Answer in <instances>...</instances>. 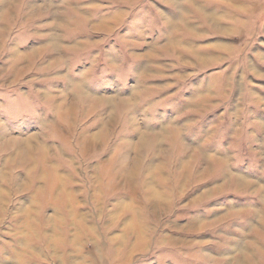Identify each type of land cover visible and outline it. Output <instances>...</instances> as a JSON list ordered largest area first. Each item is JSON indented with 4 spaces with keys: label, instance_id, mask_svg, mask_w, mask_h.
<instances>
[{
    "label": "rangeland",
    "instance_id": "obj_1",
    "mask_svg": "<svg viewBox=\"0 0 264 264\" xmlns=\"http://www.w3.org/2000/svg\"><path fill=\"white\" fill-rule=\"evenodd\" d=\"M0 264H264V0H0Z\"/></svg>",
    "mask_w": 264,
    "mask_h": 264
},
{
    "label": "bare ground",
    "instance_id": "obj_2",
    "mask_svg": "<svg viewBox=\"0 0 264 264\" xmlns=\"http://www.w3.org/2000/svg\"><path fill=\"white\" fill-rule=\"evenodd\" d=\"M54 44L56 45V42Z\"/></svg>",
    "mask_w": 264,
    "mask_h": 264
}]
</instances>
